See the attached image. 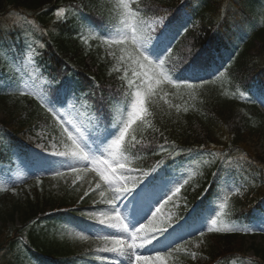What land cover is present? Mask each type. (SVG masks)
I'll list each match as a JSON object with an SVG mask.
<instances>
[{
  "label": "trees",
  "instance_id": "trees-1",
  "mask_svg": "<svg viewBox=\"0 0 264 264\" xmlns=\"http://www.w3.org/2000/svg\"><path fill=\"white\" fill-rule=\"evenodd\" d=\"M135 4L142 15L153 17L176 10L178 0H135ZM220 6L217 5L216 11V5L214 10L208 6L200 14L202 21L216 24ZM60 8L66 9V19L56 17ZM121 13L118 0H0V16L17 15L33 22V35L39 45L35 59L39 63L48 61L46 74L54 76L62 67L72 65L78 75L77 86H82L85 80L89 82L81 91H88L95 105L101 106H108L115 99L125 102L130 98V91L136 89L130 90L127 80L139 83L140 78L133 72L143 71L121 52L120 48L124 46L109 47L103 39L93 40L86 34L87 29L93 31L95 22L109 24L115 18H123ZM221 24L217 23L192 39L217 42ZM127 47L132 51L131 45ZM121 55L125 56L123 61L119 59ZM1 56L0 51V60ZM260 75L264 77V30L257 34L255 41H250L237 52L236 60L217 81L192 84V88L179 85L173 89L166 84L160 85L156 95L149 97L145 105L149 114L133 124L131 135L125 137V153L135 157L128 164L144 170L159 160L165 161L180 148L195 146L217 150L220 162L230 159L236 162L237 158H242L248 162L251 171L264 169V154H252L245 146L246 142H251L264 147V116L242 101L232 102L230 97L236 87L252 76ZM37 132H42L47 142H53L62 151L70 148L64 128L48 107L26 93L16 91L8 95L0 90V135L3 138L0 150L8 147L15 150L19 146L18 137L36 136ZM132 136L140 143L129 146ZM15 160L12 155L3 163L19 168L21 164ZM26 160L24 156L23 161ZM244 166L240 162L237 169L242 170ZM79 168L77 172L68 170L61 172L63 175L35 176L28 180L20 176L15 186L0 187V264H28L23 255L38 260L35 256H70L74 252L72 247L59 242L54 233L59 220L48 217L46 211L76 204L80 196H84V201L97 200L101 191L106 192L104 182L92 168ZM260 185L261 182L257 181L242 200L227 205L223 216L225 223L231 222L234 218H230L237 214L252 217L246 209L254 202L252 195L261 194ZM86 186L95 188V191L85 195ZM197 186L193 192L184 193L183 202L194 201L205 184L199 181ZM174 218H178V212ZM16 222L19 226H15ZM248 236L251 241L257 238L251 234ZM259 237L257 244L252 242L246 247L248 239L245 235L206 232L203 237L199 235L169 248L166 264H208L215 260L225 263L236 253L246 250H252L264 260V236ZM16 245H21L22 255H11L12 250L20 248Z\"/></svg>",
  "mask_w": 264,
  "mask_h": 264
},
{
  "label": "snow or ice",
  "instance_id": "snow-or-ice-1",
  "mask_svg": "<svg viewBox=\"0 0 264 264\" xmlns=\"http://www.w3.org/2000/svg\"><path fill=\"white\" fill-rule=\"evenodd\" d=\"M118 6L122 9L121 15L123 17L122 22L125 30H118L115 34H106L105 31H101L100 38L103 39L104 43L109 47L124 46L120 48L121 52L126 53L128 59L139 64L140 68L143 70L141 72H133L134 76L140 78L139 83L131 79L127 80L129 89H136L134 92L130 91L129 93L131 96V110L128 111L127 106H125L124 111L127 113L126 118L123 114L117 117V122L112 126L113 131L108 133L111 139L109 140L108 137H105L107 143L104 144L101 142L102 150L100 147L94 150L93 146L85 140L82 133L77 136L74 135L72 131H69L68 128H64L67 139L71 142V147L66 148L65 151H54L51 154L60 158L84 162L83 167L85 169L91 165L92 170L100 176V179L104 181L108 189L112 191V198L102 201L112 206L110 209L112 215L101 213L104 218L100 220V223L107 224L109 227L117 229V233L101 236L100 239L110 242L112 246H105L98 249L99 251L115 253L120 257L126 256L129 260V264H166L168 253L157 249L156 245L161 246L162 241L167 239L166 234L169 233V229H173L172 224L167 221L157 223L155 213H153V218L150 219L147 224L140 223V220H138L133 213L131 220H128L127 214L121 213L120 208L116 206V201L121 198L128 199L130 197L135 199L134 193L139 194L138 190L139 192H143L147 188V182L149 181L145 180L144 183L140 184L139 188H136L139 181H133L132 187L130 188L127 183H121V180L116 176V172L120 171L123 175L126 169L128 161L127 157L124 155L127 150L125 137L131 135L133 124L138 120H142L144 116L149 114L145 107L149 97L156 95L160 85L172 84L174 87H179V83L174 81L172 75L164 67L166 60L161 59L160 54L149 47L154 38V25L163 23L164 17H160L158 20H153L148 23L138 18V12L133 10L130 6V0H118ZM55 15L58 19H66V9H58ZM29 23L31 22L29 21ZM128 45H131L132 51H128ZM165 49L168 53L172 52L170 46H165ZM32 55H34V52ZM119 59L123 61L125 56L121 55ZM185 86L188 88L193 87L191 84H186ZM25 89H33L32 91H27V94L37 95L42 105L48 106L45 97L40 92H36L32 84L25 83ZM165 102L167 103V101ZM60 120L63 121V117H60ZM76 131L80 133V128L76 127ZM138 143H140V141H137L135 136H132V142L129 146H135V144ZM105 154L107 155L105 156ZM52 163H55V161ZM79 170L80 168L78 167H71V171L73 172ZM141 174L143 177H148L149 175L147 172H142ZM56 175H63V173L58 171ZM191 175L192 174L189 175L187 180H184V184L188 183L191 179ZM97 187H99V185H97ZM182 187L183 184H179V186L175 188L173 196L179 193ZM134 188L136 189L135 191H133ZM237 191H239V189H237ZM100 194L101 196L104 195L103 192ZM85 195H87V193H85ZM229 195H231V193L223 197V203L220 204V212H218L216 217L211 219L208 224L207 231L209 233L239 232L247 230L229 226L225 223L223 216L225 215L224 209L228 205ZM168 199L171 200L172 196H169ZM157 211H159V209H157ZM140 219H143V217H140ZM126 220H128L127 223L125 222ZM136 224H139L138 228ZM121 234H125V238L122 239ZM200 236H204L203 231H200ZM160 237H163V240H161ZM164 247L165 246H161V248ZM141 249H143L144 252H154L155 255H144L139 251ZM192 255L195 256L196 254L192 253ZM113 264H115V262H113Z\"/></svg>",
  "mask_w": 264,
  "mask_h": 264
},
{
  "label": "rangeland",
  "instance_id": "rangeland-1",
  "mask_svg": "<svg viewBox=\"0 0 264 264\" xmlns=\"http://www.w3.org/2000/svg\"><path fill=\"white\" fill-rule=\"evenodd\" d=\"M54 151H50V150H44L43 147H41L40 145H37L35 148H33L32 150V154H30V156L32 155V158L38 163L40 164V168H44V161L45 160H50V161H55V164L59 167H63V158L60 157H56L53 156L51 153ZM93 219L96 220L97 222L100 223L101 218V213L97 210L93 211ZM264 224V215L261 217V219L255 224L256 226H258V224ZM243 264H248V262H244Z\"/></svg>",
  "mask_w": 264,
  "mask_h": 264
}]
</instances>
